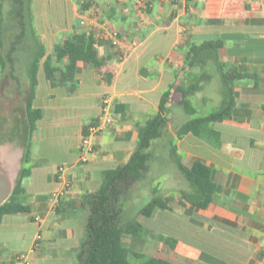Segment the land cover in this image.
<instances>
[{
    "label": "crops",
    "instance_id": "crops-1",
    "mask_svg": "<svg viewBox=\"0 0 264 264\" xmlns=\"http://www.w3.org/2000/svg\"><path fill=\"white\" fill-rule=\"evenodd\" d=\"M31 9L45 47L32 101L42 114L20 179L19 200L28 211L1 218L0 264H23L19 254L26 264H71L86 236V195L129 159L139 126L157 113L162 94L190 83L200 86L188 97L194 113H186L180 92L171 89L169 121L174 105L185 121L222 106L224 114L203 122L198 133L175 131L168 138L172 171L158 194L169 199L150 215L160 217L167 235L145 226L141 236L125 235L128 257L132 263L145 253L170 264H264V0H32ZM77 32L92 35L102 64L79 59L70 73L73 88L52 86L44 61L63 68L67 56L58 58L54 45ZM215 40L221 42L215 56L185 65L191 46ZM104 95L112 100L113 121L89 137L93 150L82 161V134ZM175 157L188 170L194 162L209 168L215 191L203 206L182 198L190 185Z\"/></svg>",
    "mask_w": 264,
    "mask_h": 264
},
{
    "label": "trees",
    "instance_id": "trees-1",
    "mask_svg": "<svg viewBox=\"0 0 264 264\" xmlns=\"http://www.w3.org/2000/svg\"><path fill=\"white\" fill-rule=\"evenodd\" d=\"M6 10H3L4 4ZM17 31H16V30ZM6 30H10L13 38L4 44ZM92 35L77 32L54 45V52L59 58L62 53L67 56V63L63 68L53 66L50 58L44 61L46 78L52 86L69 84L72 87L74 79L70 74L74 70V64L79 59L91 61L95 67L102 64L103 58L97 56L93 48ZM220 41H205L189 48L185 56V65L193 66L194 60L208 55H216V49ZM5 52L0 54V69L8 65V74L17 82V77L12 74L14 69L13 53L23 51L25 55L24 72L27 78V88L24 98V119L18 118L13 136L24 145V155L20 158L22 166L18 169V176L8 198L0 204V220L6 214L26 212L28 207L19 200L20 179L28 173L23 166L27 161L29 142L28 135L35 129L36 121L41 117V110L32 106L34 91L37 85V70L39 61L45 53L44 43L34 27L31 9V0H0V47ZM60 73L55 74L56 71ZM200 86L190 83L188 85L172 84L160 99L157 113L139 126L136 147L129 159L122 165L112 168L99 188L86 195L88 210L86 214V236L82 243L74 248L71 264H170L168 261L145 253H137V262L132 263L128 257L129 248L123 243L125 235L139 236L143 231V225L138 221L140 215L150 216L158 208H166L167 200L157 193L156 188H151L150 199L143 204L131 216L127 207L131 200V192L137 184L147 178L149 161L152 159L151 147L155 139L159 138L168 126V108L171 89L180 92L178 103L186 113H194L189 106L188 97ZM73 88V87H72ZM225 106L210 112L203 117H192L185 121L176 130L177 135L187 131L198 133L199 126L210 120H220L224 114ZM11 136V134H10ZM26 136V138H24ZM9 136L5 139L9 140ZM22 138V139H21ZM5 143V142H4ZM0 146H5L0 144ZM8 146V144L6 145ZM15 149H11L14 151ZM172 151L173 146H172ZM178 169L183 173L190 185L189 191L181 190V196L189 203L203 206L211 199L215 191V184L210 179L209 168L201 162H194L191 169L182 167L175 157ZM58 209V207L56 208Z\"/></svg>",
    "mask_w": 264,
    "mask_h": 264
},
{
    "label": "rangeland",
    "instance_id": "rangeland-1",
    "mask_svg": "<svg viewBox=\"0 0 264 264\" xmlns=\"http://www.w3.org/2000/svg\"><path fill=\"white\" fill-rule=\"evenodd\" d=\"M6 7L7 4L5 3L3 6L4 11L6 10ZM5 34L6 38L4 44L8 45L7 42L13 38V33L10 30H6ZM3 47L4 48L0 47V54L5 52V46ZM13 58L14 69L11 72L17 77V82L8 74V65H5L3 69H0V144H5V147H7L10 151L7 158L10 163V168L14 170L12 171L10 169L9 171L12 176L14 173L16 174L17 170L22 166V163H20L19 150L23 152L25 150L24 145V148L20 149L22 148V142L20 143L18 136H13L12 132L15 130L16 124L18 123V118L24 119V98L27 88V78L24 72L26 59L24 52L16 51L13 53ZM214 89L215 85L211 84L207 88V91L209 94H212ZM169 116L171 120H168L169 123L167 128L163 131L159 138L153 141L151 147L152 159L148 164L149 169L147 178L143 182L137 184L131 192V200L128 201L129 203L127 204V207L129 208V212L131 211L130 214L132 217H134L133 213H135L139 207H141L150 199L151 195L153 194L151 191L153 188H156L158 193L161 188H159V182L160 180L164 179V174L172 171V161L166 154L169 147L167 146L166 141L172 134L175 133L180 123L185 121L188 116L179 108V106L175 107V105L170 108ZM34 135L35 130L30 135H28L27 138L26 136H24V138H26V141H28L30 144L33 141ZM7 136L10 137L8 141L5 139ZM7 144L8 146H6ZM11 149L15 150L11 151ZM23 166L26 167L27 164L23 163ZM16 177L17 175H14L15 180ZM151 216L146 217L140 215V217L138 216L137 219L148 229V231L151 229V232H154L158 236L161 235L164 239V236L167 235V232H164V222L160 220V217ZM140 218L142 219L140 220ZM142 232L139 236L142 235Z\"/></svg>",
    "mask_w": 264,
    "mask_h": 264
},
{
    "label": "built area",
    "instance_id": "built-area-1",
    "mask_svg": "<svg viewBox=\"0 0 264 264\" xmlns=\"http://www.w3.org/2000/svg\"><path fill=\"white\" fill-rule=\"evenodd\" d=\"M80 23H83V21H80ZM111 36H112V44H117V42H118L117 33L112 32ZM111 106H112V100H111L110 96H108V95L102 96V98H101V111L98 114L97 119L93 123L88 124L85 127L84 133L82 134L83 152L80 156V159L82 161H86L87 160L86 153H89L93 150V147L89 141V137L93 134H96L97 132H100L106 126L111 124V122L113 121V110H112ZM63 170H64L63 166L58 167V171L62 172ZM69 183H70L69 180L64 181L65 186H68ZM53 197L56 198L57 194H54ZM37 237L39 238V235ZM16 259L18 261L22 262L23 264L27 263L24 254H19L16 257Z\"/></svg>",
    "mask_w": 264,
    "mask_h": 264
},
{
    "label": "water",
    "instance_id": "water-1",
    "mask_svg": "<svg viewBox=\"0 0 264 264\" xmlns=\"http://www.w3.org/2000/svg\"><path fill=\"white\" fill-rule=\"evenodd\" d=\"M8 153H10V151L7 147L0 146V204L4 202L10 195L15 181V173L12 176V174L9 172L11 168L7 158Z\"/></svg>",
    "mask_w": 264,
    "mask_h": 264
}]
</instances>
